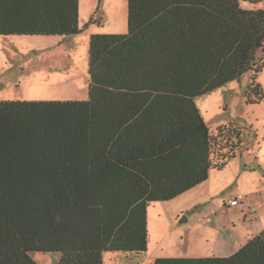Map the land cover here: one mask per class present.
I'll list each match as a JSON object with an SVG mask.
<instances>
[{
  "label": "trees",
  "instance_id": "obj_1",
  "mask_svg": "<svg viewBox=\"0 0 264 264\" xmlns=\"http://www.w3.org/2000/svg\"><path fill=\"white\" fill-rule=\"evenodd\" d=\"M126 1V34L90 36L86 100L0 102V264L144 253L149 204L205 182L242 143L232 124L211 134L196 98L251 72L245 102L264 101V9L244 6L262 0ZM78 18L79 0H0L2 36H73ZM153 264H264V229L229 257Z\"/></svg>",
  "mask_w": 264,
  "mask_h": 264
},
{
  "label": "rangeland",
  "instance_id": "obj_2",
  "mask_svg": "<svg viewBox=\"0 0 264 264\" xmlns=\"http://www.w3.org/2000/svg\"><path fill=\"white\" fill-rule=\"evenodd\" d=\"M244 6L264 9V0ZM78 26L85 28L68 37L0 35V102L86 100L90 36L126 34L127 1L79 0ZM250 82L247 72L195 100L211 134L222 125L240 129L242 143L235 158L223 170H210L205 182L181 196L149 204L147 250L107 252L102 264L229 257L264 229V101L246 104L243 92ZM258 82L264 92V68ZM214 149V157L225 153ZM30 257L37 264H57L60 254L32 252Z\"/></svg>",
  "mask_w": 264,
  "mask_h": 264
},
{
  "label": "built area",
  "instance_id": "obj_3",
  "mask_svg": "<svg viewBox=\"0 0 264 264\" xmlns=\"http://www.w3.org/2000/svg\"><path fill=\"white\" fill-rule=\"evenodd\" d=\"M239 199H240V197H239L237 200H232V201H231V205H235V204H237V202L239 201Z\"/></svg>",
  "mask_w": 264,
  "mask_h": 264
},
{
  "label": "crops",
  "instance_id": "obj_4",
  "mask_svg": "<svg viewBox=\"0 0 264 264\" xmlns=\"http://www.w3.org/2000/svg\"><path fill=\"white\" fill-rule=\"evenodd\" d=\"M258 234H259V233H258ZM256 235H257V234H256ZM251 238H252V237H251ZM243 245H244V244H243ZM243 245H242V246H243ZM240 247H241V246H240ZM240 247H239V248H240ZM239 248H238V249H239ZM238 249H237V250H238ZM237 250H235L233 253H235ZM222 257H223V256H222Z\"/></svg>",
  "mask_w": 264,
  "mask_h": 264
},
{
  "label": "water",
  "instance_id": "obj_5",
  "mask_svg": "<svg viewBox=\"0 0 264 264\" xmlns=\"http://www.w3.org/2000/svg\"><path fill=\"white\" fill-rule=\"evenodd\" d=\"M186 219L185 218H183L182 220H181V222H183V221H185Z\"/></svg>",
  "mask_w": 264,
  "mask_h": 264
}]
</instances>
